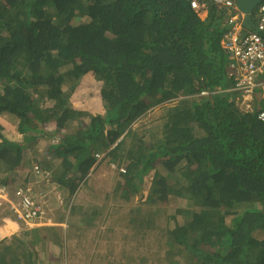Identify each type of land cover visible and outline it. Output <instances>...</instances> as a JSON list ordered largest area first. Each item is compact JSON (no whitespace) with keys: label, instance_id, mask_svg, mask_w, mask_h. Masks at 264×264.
Segmentation results:
<instances>
[{"label":"trees","instance_id":"trees-1","mask_svg":"<svg viewBox=\"0 0 264 264\" xmlns=\"http://www.w3.org/2000/svg\"><path fill=\"white\" fill-rule=\"evenodd\" d=\"M191 1L0 0V79L15 81L0 86V112L22 120L26 145L47 141L45 151H53L51 159L59 164L45 170L52 167L53 180L64 185L58 203L72 199L107 155L106 166L126 170L127 199L160 164L169 175L155 174L148 202L193 208L176 225L169 218L155 221L159 212L132 222L147 244L155 230L159 253L172 263L264 264V240L257 237L264 232V77L254 88L257 110H244L246 92L231 75L222 47L227 12L211 6L201 21ZM66 64L70 69L63 74L60 66ZM39 66L45 73L36 76ZM65 73L76 74V90L89 93L72 97L74 106L66 98ZM93 74L102 79V108L83 85ZM180 87H187L190 98L178 100ZM39 88L64 109L61 115L51 112L43 120L35 112ZM205 91L213 97L203 96ZM160 106L166 109L165 130L148 131L143 121L135 132ZM97 109L102 113L91 116ZM54 120L57 129L45 128ZM0 138V162L18 169L25 147Z\"/></svg>","mask_w":264,"mask_h":264},{"label":"crops","instance_id":"crops-1","mask_svg":"<svg viewBox=\"0 0 264 264\" xmlns=\"http://www.w3.org/2000/svg\"><path fill=\"white\" fill-rule=\"evenodd\" d=\"M198 16L201 21H205L208 17V10H203ZM254 21L256 22V17H254ZM39 69L43 70L44 68L39 66L35 71L36 76L45 73V71L39 72ZM64 76V88L66 87V90L74 92L78 80L71 81L69 79L71 74L66 75L65 73ZM182 77V72L177 71V78L184 79ZM7 85L14 86L15 81L13 79H0L1 87ZM84 87L89 89L87 85H84ZM175 91L178 99H188L187 87H180ZM255 91H251L250 94L243 93L244 110L250 112L257 110L259 95ZM40 93L42 96L38 97L42 100H39V104L36 100L35 112L40 113L45 107L49 110H59L61 108L60 105L48 99L46 89L39 88L38 94ZM71 100L75 102L76 99L71 98ZM22 124V120L15 113L9 110L0 112V132L6 131L8 134H13V142H9L8 139L6 141L11 144H18L19 147H25L24 159L18 169L12 170L3 165L0 166V170L5 173L3 180L0 182L10 187L12 198H15L14 191L17 187L29 189L33 194L54 191L48 192L47 198L50 196L51 199L49 203L43 205L45 221L39 224L28 225L20 220L8 206L0 205V264H101L102 261L105 262L104 264H145L141 263L142 257L134 256V251L128 246L127 249L120 250L118 248V246L125 247V244L123 238L120 237L124 234L119 233L116 226L118 220L114 219L115 216H118L119 206H115L118 202L111 199L113 192L103 191V193H100L98 190L88 188L89 186H86L84 190H80V187L67 203L63 199L58 203V200L62 198L60 189L64 185L59 184L60 188L56 184L57 181L53 180V168L57 163L59 164V161L53 163L51 159L53 151L49 153V151H45L47 148H41V146L37 148L39 146L38 141L34 145L25 146L26 134L22 132ZM48 157H50L49 160H43ZM34 162L42 165L45 172L43 175L37 176L34 173ZM51 164L53 168L49 167L48 170H45V166ZM115 178L119 180V187L122 188L121 186L125 183V180L119 177ZM76 194H87L90 197L87 200L81 198V203L80 201L77 203L74 202ZM108 195L109 202L94 204L99 202L100 198L107 200ZM51 205L54 206L51 207ZM20 206L21 198L18 196V208ZM112 244L116 248L113 255L103 260L102 250L105 248L110 253ZM118 253H122L125 258L119 261L114 259V255ZM126 255L129 256V259L126 258ZM147 263L149 264V262Z\"/></svg>","mask_w":264,"mask_h":264},{"label":"rangeland","instance_id":"rangeland-1","mask_svg":"<svg viewBox=\"0 0 264 264\" xmlns=\"http://www.w3.org/2000/svg\"><path fill=\"white\" fill-rule=\"evenodd\" d=\"M53 55H55L53 57V59H55V57H56V59H59V51L58 50H53ZM53 65L54 64H50L49 67H51ZM60 68H61L60 72H63V73L66 72V70L70 69L69 65H67V64L65 66H63V65L60 66ZM49 72H51L50 69L47 70V73H49ZM27 73H28V70H26L24 72V76H26ZM71 77H74V79L69 78L71 81L77 80L76 74L75 75L72 74ZM96 81L98 83H101V81H102V79L97 74H95L93 76H89L88 79H86L84 85H87L91 89L90 95H92L94 97L93 99L102 100L101 99V97L103 96L102 91L104 90V88H102L103 83H101L98 87H95ZM100 92H101L102 96L100 95ZM67 93H68L67 96H70L71 98L77 97L80 94H82L83 97L84 96L88 97V95H89L88 91H87V93L84 92V88H82L80 90H75L74 92H72V90L71 91L68 90ZM250 93H252V92L249 91L246 94H250ZM81 99H82V97L79 98V101ZM102 101L100 102V105H99L101 108H102L103 104L106 103L107 99H106V101H103V102ZM75 103L73 102V106L75 105ZM89 113L91 116H93V115L101 114L102 112H100L97 109V110H92ZM45 115L46 114L43 113L42 117L44 118ZM51 115H52V113L49 114L48 116L50 117ZM148 115H149V118L146 121H150V122L147 126H145L146 130L156 131L157 134H160L161 132H163L165 130L164 129L165 128V122L167 121V119H166V117H165L164 121H162L161 119L163 116H165V110L164 109H161V110L152 109ZM141 124L142 123H140L139 126ZM49 127H51V125H49ZM0 135L4 139L10 140L9 142H13L12 141L13 140V137H12L13 134H8V133H6V131H1ZM37 135L39 136L40 134L38 133ZM40 137H41V135H40ZM44 137H45V135H44ZM0 140H1V138H0ZM45 142H47V141L46 140L42 141L38 138L39 146L37 148H39L40 146H41V148H45V145H46ZM47 159L49 160L50 157H48ZM31 166H32V164H31ZM42 171L44 173V170H42ZM156 173H159L163 177H168V175H169V172L167 171V169L165 167H163V165L159 164L158 168L156 170H154L151 173V175L145 177V182L143 183V186L141 187L139 192H137L138 194L137 195H131L128 197V199L122 197V192L124 190H122V188L119 187L120 186L118 183L119 180L117 178H113V177H116L117 174H115L113 171H109L108 168H106V169L101 168L99 171H97V173H96V174H98L97 176L91 175L88 182L83 184L81 186L80 190H84L86 188V186H88L89 184H94V185H96L95 190H98L100 193H103V191L104 192H113V196L111 197V199L113 201L118 202V204H116L115 206H117V205L119 206L118 216H115L118 218L117 220H119V221H117L116 226L118 227L119 233L124 234V235H121L120 237L123 238L125 247L122 248V247L118 246V248L120 250L121 249H127L126 247L128 246L129 248L132 249V251H134V256L142 257L141 263H145V264L147 262H149V264H176V262L172 263V260L171 261L167 260V258L165 256V252L162 251L161 253H159L158 245H160V242H159V237L156 236L157 233L155 230L150 232V236L147 238V240H148V244H147V242L145 240L146 237L144 238L145 234L137 231V229H135L133 227V225L131 224L132 222H135V223L141 222L140 221L141 215L145 214V219L148 220L150 216L155 215L157 212H159L160 214L155 216V221L163 222L164 220L169 218V220H171L174 223V225H176V223H180V221L184 220L187 216H188L187 218L190 217V211L193 208L190 204H188V205H186L185 203H184V205L183 204H177L175 201H172L171 203H159V204L148 202L151 191L153 190V180H154V176ZM121 183L123 184L124 182H121ZM52 191H54V190H52ZM52 191H48V192H52ZM89 197L90 196H88L87 194H81V195L76 194V196L74 198V202L76 201L78 203L80 201V203H81V198H84L85 200H87ZM108 198H109V195H108ZM108 198H107V200H105L104 198H100L98 200L99 202H95L94 204L97 205V203H102V202L105 203V201L109 202L110 198L109 199ZM50 199H51V197L49 196V198L44 199V201L46 203H48ZM252 205H250L249 208H252V207L259 208L260 207V204H254L253 206ZM113 206H114V204H113ZM16 207L18 210V205H16ZM115 208H118V207H115ZM185 215H187V216H185ZM257 237L260 240H264V232H258ZM111 248H110L111 249L110 253H108V250H106L105 248L102 250L101 254L104 256L103 260H106L110 256L113 255L114 250L116 249L114 244L111 245ZM138 253H140V254H138ZM114 257H115L114 259H116L117 261L125 258L122 253L115 254ZM126 258L129 259V256L126 255ZM104 263H105L104 261L101 262V264H104Z\"/></svg>","mask_w":264,"mask_h":264},{"label":"built area","instance_id":"built-area-1","mask_svg":"<svg viewBox=\"0 0 264 264\" xmlns=\"http://www.w3.org/2000/svg\"><path fill=\"white\" fill-rule=\"evenodd\" d=\"M219 10L238 9L237 0H209ZM191 6L198 10L200 5L193 1ZM239 12V11H238ZM239 15L235 13L228 19L231 29L224 40V48L227 50L230 60L232 76L237 77L238 87L243 92L253 91L257 86L256 79L264 77V3L260 4L256 13V31L249 34L244 40H241L242 21ZM264 120V112L260 115ZM18 195L23 197L21 216L27 219L37 218L39 215V200L25 196L22 191ZM0 201L10 202L7 189L0 185ZM15 211L17 207L13 206Z\"/></svg>","mask_w":264,"mask_h":264},{"label":"clouds","instance_id":"clouds-1","mask_svg":"<svg viewBox=\"0 0 264 264\" xmlns=\"http://www.w3.org/2000/svg\"><path fill=\"white\" fill-rule=\"evenodd\" d=\"M193 1H197L198 3H199V5H200V8L198 9V10H194L193 8H192V6H190L191 7V10H193L196 14H197V16L200 14V12H202L203 10H208V13H209V9H210V7L212 6V7H215L214 5H212L210 2H209V0H205L204 2H201L200 0H192L191 1V3L193 2ZM238 1V0H237ZM262 3H264V1L262 2ZM261 3V4H262ZM259 7V6H258ZM258 7L254 10V12H253V14H252V19H253V21H254V17H256V13H257V9H258ZM216 8V7H215ZM236 8L238 9V7H237V2H236ZM217 9V8H216ZM217 10H219V9H217ZM223 10V9H222ZM224 11H226V12H228V15L226 16V25H227V28H228V31H227V33H226V35L228 34V32H229V30L231 29V26L229 25V22H228V19H229V17L231 16V15H234L235 13H237V15H239L240 17H239V19L242 21V32H241V37H242V35H243V32H247V36L249 35V34H251V33H253V32H255L256 31V25H257V22H255V29L254 30H250V31H248L247 29H246V27H245V25H244V21H245V19H246V17H247V15L246 14H244L243 12H241L239 9H238V11L236 10V9H231V11H229V10H224ZM198 18H199V16H198ZM2 21V19L0 18V22ZM4 21V20H3ZM2 21V22H3ZM1 22V23H2ZM226 35L224 36V38H223V41H222V47H223V49L225 50V48H224V40H225V37H226ZM246 36V37H247ZM245 37V38H246ZM244 38V39H245ZM243 39V40H244ZM226 51V54H227V60L230 62V65H231V60H230V56H229V54H228V52H227V50H225ZM93 75H95V74H93ZM93 75H91V76H93ZM102 83V82H101ZM96 84H98V82L96 81L95 82V85ZM73 92V91H72ZM247 93V92H246ZM207 95H210V97L212 98L213 97V94H212V92L211 91H205L204 93H203V96H207ZM188 98H190V97H188ZM68 99L70 100V96H68ZM186 99V98H185ZM179 101H182V100H184V99H178ZM70 102L73 104V101L72 100H70ZM152 109H156V110H161V109H164V110H166L165 108H164V106H160V107H154V108H152ZM151 109V110H152ZM150 110V111H151ZM62 111H64V109H62V108H60L59 110H56V109H52V110H49L47 107H45V108H43L41 111H40V114H41V118L43 119V120H45V117L43 118L42 117V114L43 113H45L46 115H49V114H51V112H53V113H56L57 115H61V112ZM149 118V115H147V117L146 118H144V119H142L141 121H140V123H142L143 121L144 122H147V123H149L150 121H146L147 119ZM143 122V123H144ZM139 123V124H140ZM46 127L45 128H47V129H50V130H55V129H57V124H56V120H54V121H50V122H46ZM139 124L138 125H135L134 126V129H135V132H137L138 131V129H139ZM49 125H51V127H49ZM165 129V128H164ZM155 133H157L156 131H154ZM162 133V132H161ZM160 133V134H161ZM55 138V140L57 141L58 140V138H56V137H54ZM24 144H25V146H28V145H26V141L24 142ZM108 159H109V156L107 155V156H105V158H104V160L99 164V166H98V169L95 171V169L91 172L92 174L91 175H96V173H97V171H99L101 168H103V169H106V168H108L109 169V171H113V172H116L117 170L119 171V173H121L122 174V176H119V174H117V176L116 177H119L120 179H123V180H125V178L123 177V175H126V170L124 169V168H122L121 167V169L118 167V164L117 163H112V164H110V165H108V166H106L105 164H106V162L108 161ZM43 160H48V159H43ZM5 166L4 165V163H2V162H0V166ZM43 168H42V165L40 164V163H38V162H34V173L37 175V176H41V175H43L44 173H43ZM5 173L3 172V170H0V181L1 180H3V175H4ZM116 174V173H115ZM90 175V176H91ZM93 176V177H94ZM113 178H115V177H113ZM90 179V177L88 178V180ZM0 185L1 186H3V187H5L6 189H7V192H8V195H9V199H10V202H7V203H3V202H1L0 201V205H6V206H8L17 216H18V218L20 219V220H23L24 222H26L28 225H34V224H39V223H41V222H44L45 220V218H44V216H43V214H44V207H43V205L44 204H46V202L44 201V199H46L47 197H48V192L46 191V192H40V193H38V194H33V193H31L30 192V190L29 189H25V188H23V187H17L16 189H15V191H14V196H15V198H12L11 197V189H10V187L7 185V184H4V183H1L0 182ZM124 185V184H123ZM122 185V186H123ZM121 186V187H122ZM18 189H19V191H18ZM119 190V189H118ZM20 191H22L23 193H24V195L25 196H29V197H32V198H36L37 200H39V215H38V217L37 218H34V219H27V218H25L24 216H21V210H22V201H23V197L22 196H20V195H18V193L20 192ZM18 196L21 198V206L18 208V210L17 211H15V209L13 208V206H15L16 207V205H18ZM49 203V202H48ZM31 220H34V221H31Z\"/></svg>","mask_w":264,"mask_h":264},{"label":"water","instance_id":"water-1","mask_svg":"<svg viewBox=\"0 0 264 264\" xmlns=\"http://www.w3.org/2000/svg\"><path fill=\"white\" fill-rule=\"evenodd\" d=\"M264 0H238V9L247 15L244 25L248 31L255 29V22L252 19V14L254 10L263 2ZM247 36V32H243L241 40Z\"/></svg>","mask_w":264,"mask_h":264}]
</instances>
